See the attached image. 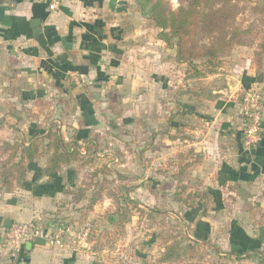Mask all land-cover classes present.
<instances>
[{
  "label": "crops",
  "instance_id": "1",
  "mask_svg": "<svg viewBox=\"0 0 264 264\" xmlns=\"http://www.w3.org/2000/svg\"><path fill=\"white\" fill-rule=\"evenodd\" d=\"M147 21L136 0H64L56 12L49 11L45 0H0V117L5 116L9 122V126L0 131V140L20 139L12 129L8 131L10 125L21 119L20 111L35 110L37 113V107L41 106L50 112L45 115L43 124L59 127L67 140L75 137L81 144L84 140L90 141L91 151H96L100 147L99 141L107 139L106 126L116 117L111 111L114 97L124 109L132 108L140 117L147 114V120L152 117L155 129L161 123V98L164 93L174 92L169 103L172 105L170 110L176 114V93L184 90V94L188 95L184 102L186 109L179 116L185 114L186 121L198 122L199 125L190 128L187 122L169 120L173 127L168 133V146L172 148L170 155L194 148L204 155L200 163L189 169L196 179L204 180L210 189L225 184L239 185L260 196L261 190H264V149L259 146L245 147L242 118L236 111L233 114L235 99L231 97L248 84L261 86L253 82L255 67L252 50L240 48L234 52L237 62L231 71V78L227 80L231 95L227 100L216 99L208 108L207 102L204 103L206 98L201 97L202 100L194 103V97L187 94L192 81L186 78V74L182 87L177 84V73H180L177 69L184 64L171 59L175 50L164 48V41L155 34L157 29L149 27ZM163 50L168 51V57ZM75 74L80 78L78 82L74 79ZM166 74L172 80L164 81ZM73 83L77 85L72 86ZM217 91L223 92L221 88ZM61 105L65 107L62 118L53 120L56 106ZM74 107L76 109L71 111ZM22 117L25 120L26 117ZM27 122L28 132L21 128L19 132L29 140L36 132L34 127L37 130L43 124L39 125L36 120ZM70 128L73 134L68 135L66 132ZM176 130H182V135L171 136ZM157 131L154 130L158 134L156 138L153 136V140L158 145L154 150L159 155L164 148H160V143L156 141H160ZM44 163L45 158L40 157L30 167V183L27 185L17 186L12 192H0V264H94L90 259L95 257L104 237H109L112 232L107 235V232H90L88 239L82 243L71 235L62 246L48 245L44 240L36 239L27 242L16 258L10 254L5 232L16 222L54 229L60 226L55 224L61 221L63 225L74 226L77 232L81 221L78 208L88 203L93 188L97 187L95 177L90 180L94 183L88 192V199L74 204L68 191L82 184L85 170L74 162L64 166L57 175L42 177L40 173ZM104 178L99 173L98 180L106 188L103 199L94 205V211L102 201L113 199L108 195L110 189L107 185L112 181H103ZM34 183L37 185L34 186ZM241 196L239 194L236 199L238 206L235 210L240 219L252 213L240 207L248 203ZM215 198L217 209H223L224 199L219 194ZM243 230L242 250L236 251H244L243 243L247 242L257 249L247 252L254 259L250 263L264 264L263 240L249 227ZM201 237L197 240L202 241L204 236ZM233 242L237 243L236 240ZM221 249L219 254H229L231 259H240L247 254L238 257L236 251ZM215 263L219 264L212 262Z\"/></svg>",
  "mask_w": 264,
  "mask_h": 264
},
{
  "label": "rangeland",
  "instance_id": "2",
  "mask_svg": "<svg viewBox=\"0 0 264 264\" xmlns=\"http://www.w3.org/2000/svg\"><path fill=\"white\" fill-rule=\"evenodd\" d=\"M167 1L173 8H177L180 3V0ZM255 18L247 7L238 16L237 21L246 26L255 21ZM147 20L149 27L153 26L157 29L155 34L158 37L159 28L155 27L150 19ZM164 48H169L166 43ZM240 48L251 49L254 58V47L239 46L234 49L229 57L224 59L222 66L217 72L219 74H209L200 78L194 77L193 72L189 71L190 67L183 63L184 66L177 69L180 72L177 73V84H180L182 87L186 74V78L192 81L191 89L187 90V94L194 97V103L202 100L200 99L201 97L206 98L205 100L207 101L204 103L207 102L208 108L215 103L216 99L217 101L220 98H223V100L229 99V95L231 94L227 80L231 78V71H233L237 62V60H234L233 54ZM170 49L175 50V48ZM163 51L165 56L168 57V51ZM246 54L248 55V51ZM172 57L171 59L175 60ZM237 58L241 59V57ZM165 76L166 79L164 81L167 80L168 82L172 80H169L168 74ZM201 78L207 79L200 81ZM73 85L77 84L73 83ZM248 86L254 88L260 87L259 85L252 84H248ZM248 86L241 87L231 96L235 99L233 114L236 111L240 118L243 117L241 113L242 94ZM219 88L223 92H218ZM167 91L165 90V92ZM184 93V90H178L176 93L177 102L174 107L176 108V114H174L172 109L170 110L172 105L169 103L172 100L174 92L164 93V96L161 98V123L155 129L153 128L154 120L152 117L149 120L146 119L147 114L145 116L142 114L140 117L132 108L124 109V107L118 105L115 102L116 97L113 98L114 107L111 111L116 114V117L106 126L107 139L103 142L99 141L100 147L96 151H91V146V153H88L91 156L86 155L85 163H79V166L85 170L82 175L83 177H81L82 182H90L91 174L96 167L105 168L111 173H108L110 175L107 177L105 175L102 176L109 182L112 181L110 184L107 183V185L110 189L108 195L112 192L111 196L113 199L102 201L92 213H89V210L81 211V209H85L86 205L78 208L81 214V221L78 223L77 228L78 233L86 229H89L90 232H107L105 235L108 232H112L109 237H104L103 244L98 246V251L94 255L95 257L90 259L94 264H164L161 262V258L164 255L165 245L162 244L160 236L166 237L168 235L177 236V240L182 241L183 245H195L197 258L191 259L189 255L185 254L182 256L183 263L212 264L214 261L219 262V264H237V262L251 264L250 261L254 259H251L248 253L240 259H231L228 258L229 254L221 256L219 251L222 250L221 248L230 251L239 250L241 248L240 245H242L243 229L245 227H249L251 232L264 242V190H261L260 196H258L257 193L242 189L239 185L228 186V184H225L224 186H219L213 190L215 193L221 195L222 200L224 199L223 209H217L215 196L207 199L204 203L190 201L188 205L175 199V192L183 184L187 186L188 191L191 188L194 190L210 188L209 185L204 183V180L196 179L194 175L189 173V170H187V173L180 175L177 165V153L179 151H176L175 155L172 154L174 157H171L172 155L169 153V151L172 152V148L168 146L170 145L168 133L173 130L169 121L171 118L187 122L190 128L199 125L198 122L186 121L185 114L183 117L179 116L186 109L184 102H186L185 100L188 95ZM209 93H212L215 97L213 99L206 97ZM122 102L125 103V101ZM37 108L36 110L39 111L37 113L35 110L27 111L26 113L24 110L20 111L21 119L10 125L8 131L12 129V132L20 136V139L17 140L28 141L21 136L22 132H19L20 128L25 133L28 132L29 126L27 121L36 120L41 125L44 122L45 115L50 114L49 111L41 106ZM75 109L74 107L71 111ZM56 110V112L54 111L53 120L59 117L62 118V111L65 110V107L62 105L56 106ZM125 110H129L130 113H126ZM22 116L26 117L25 120ZM42 126H39L41 130L49 127V125L45 124ZM242 127H244L243 124ZM34 129L36 131L35 127ZM154 130H158L157 132L160 133V141L158 139L156 141L160 143V148H164V150H160L159 155L154 150L158 146L153 140V136L155 135L156 138L158 134H155ZM182 132V130H176L175 134L171 136H181ZM66 133L68 135L73 134L72 128L67 130ZM98 151L100 155H98ZM158 157L160 158L159 160ZM220 185L223 184L220 183ZM234 186L235 190H233ZM237 194L242 195L241 198L244 202H248L243 203L240 207H244L248 212H252L249 217L240 219L236 215L235 210L238 206L236 203ZM184 196H187V191ZM249 198H252V201H248ZM121 207L130 211L131 220L124 224L122 223V225H116L115 222L108 221L107 214ZM84 214H87V216L84 217ZM201 236L208 239L207 242L210 243L206 244V242L197 240ZM233 240H236L237 243H234ZM236 245L238 246L236 247ZM212 246H217L220 250L216 248L210 249Z\"/></svg>",
  "mask_w": 264,
  "mask_h": 264
},
{
  "label": "trees",
  "instance_id": "3",
  "mask_svg": "<svg viewBox=\"0 0 264 264\" xmlns=\"http://www.w3.org/2000/svg\"><path fill=\"white\" fill-rule=\"evenodd\" d=\"M179 2V6L173 8L167 0H136L141 14L159 28L158 38L164 41L169 48H175L174 59L177 63L187 64L194 77H205L217 73L224 59L229 57L235 48L254 47L255 76L253 82H264V0H180ZM247 7L256 18L255 21L243 26L237 19ZM206 97L213 99L215 96L209 93ZM7 126L9 122L6 117H0V131ZM89 143L90 141L84 140L81 144L75 137L67 140L61 129L53 125L45 130L38 127L28 141L1 140L0 192H12L17 186L30 183L29 169L38 162L40 157L45 158L40 173L42 177L57 175L64 166L74 162L84 164L86 155H89ZM258 146L264 149L260 144ZM203 158L204 155L196 152L194 148L179 151L177 153L179 174L187 173V170L200 163ZM99 173L106 175L109 172L102 167L95 168L90 179L97 178V187L93 188L89 199L88 192L94 182H82L79 187L68 191L74 204L88 199L85 208L91 211L94 205L103 199L106 187L98 180ZM105 180L106 178L103 179ZM186 191L187 196H184ZM216 194L210 188L203 190L191 188L188 191L187 186L183 184L178 187L174 196L177 201L188 205L190 201L204 203ZM109 195L112 194L109 193ZM107 220L115 222L116 225H122L131 220L130 211L123 207L118 208L107 214ZM55 225L63 224L60 221ZM160 238L162 244L165 245L164 255L161 258L162 263L186 264L182 259L185 254L191 259L197 258L195 245H183L182 241L177 240L178 237L174 235L160 236ZM207 241L202 238L201 242L210 243ZM243 244L245 250L235 252L238 257L248 251H257L247 242ZM212 248L216 247L212 246Z\"/></svg>",
  "mask_w": 264,
  "mask_h": 264
},
{
  "label": "built area",
  "instance_id": "4",
  "mask_svg": "<svg viewBox=\"0 0 264 264\" xmlns=\"http://www.w3.org/2000/svg\"><path fill=\"white\" fill-rule=\"evenodd\" d=\"M49 11L56 12L61 8L64 0H45ZM79 81L78 74L74 75ZM242 122L244 125V145L251 149L260 144L264 136V92L260 87L245 88L241 101ZM76 236L79 243L85 242L90 230L80 233L72 225H60L54 229L46 228L29 222H16L6 232V240L12 257L16 258L27 242L42 239L48 245L62 246L68 236Z\"/></svg>",
  "mask_w": 264,
  "mask_h": 264
},
{
  "label": "water",
  "instance_id": "5",
  "mask_svg": "<svg viewBox=\"0 0 264 264\" xmlns=\"http://www.w3.org/2000/svg\"><path fill=\"white\" fill-rule=\"evenodd\" d=\"M261 86V90L264 92V82L260 83ZM260 145L264 148V136L262 137L261 141H260Z\"/></svg>",
  "mask_w": 264,
  "mask_h": 264
}]
</instances>
